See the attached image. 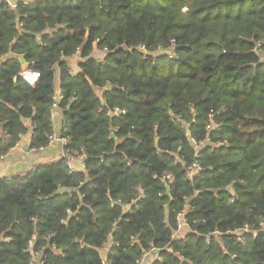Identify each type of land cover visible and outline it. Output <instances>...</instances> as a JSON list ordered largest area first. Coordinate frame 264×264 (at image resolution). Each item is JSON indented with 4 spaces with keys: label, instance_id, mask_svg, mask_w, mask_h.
Masks as SVG:
<instances>
[{
    "label": "trees",
    "instance_id": "16d2710c",
    "mask_svg": "<svg viewBox=\"0 0 264 264\" xmlns=\"http://www.w3.org/2000/svg\"><path fill=\"white\" fill-rule=\"evenodd\" d=\"M28 133L65 156L0 178V264H264V0H0V158Z\"/></svg>",
    "mask_w": 264,
    "mask_h": 264
},
{
    "label": "crops",
    "instance_id": "0c3cea01",
    "mask_svg": "<svg viewBox=\"0 0 264 264\" xmlns=\"http://www.w3.org/2000/svg\"><path fill=\"white\" fill-rule=\"evenodd\" d=\"M76 62L77 58H74L72 64ZM56 87V93L58 94L60 92L59 85L56 84ZM52 121L55 130L58 132L62 128L64 121L62 112L59 109L54 110ZM30 133L24 135L20 142L8 154L0 158V178H11L13 176L23 175L40 164H47L65 156L63 144L58 140L52 142L50 146L42 150H31L29 148L31 140ZM35 264L39 263L36 262ZM143 264H149L148 258L144 260Z\"/></svg>",
    "mask_w": 264,
    "mask_h": 264
},
{
    "label": "built area",
    "instance_id": "2783aa9c",
    "mask_svg": "<svg viewBox=\"0 0 264 264\" xmlns=\"http://www.w3.org/2000/svg\"><path fill=\"white\" fill-rule=\"evenodd\" d=\"M10 3H12V6H14L13 2L10 1ZM71 72L73 71H76V68H72L70 69ZM21 77L30 85H35V83L39 80L40 78V74L39 72L37 71H33V70H30L28 68H26V65L24 64V69L23 71L20 73ZM63 99V95L61 92H59L57 95H56V98H55V102H54V110H56L58 108V104L60 103V101ZM59 141L60 143H62L64 145V142L61 140V138L56 135V134H53L50 136V141L51 143L54 142V141ZM37 167V166H36ZM36 167H34L31 171H34L36 169ZM69 167L70 168H75L74 164L72 162L69 163ZM8 179H11L10 177ZM187 224L184 223L181 215L179 216V220H178V226H177V229H176V235L180 234L183 230V228L186 226ZM154 251V250H152ZM151 253V252H150ZM150 253H147L144 257H147ZM142 264V262H141Z\"/></svg>",
    "mask_w": 264,
    "mask_h": 264
},
{
    "label": "water",
    "instance_id": "95a60500",
    "mask_svg": "<svg viewBox=\"0 0 264 264\" xmlns=\"http://www.w3.org/2000/svg\"><path fill=\"white\" fill-rule=\"evenodd\" d=\"M19 60H20V63H21L22 65H24V59H23L22 57H20Z\"/></svg>",
    "mask_w": 264,
    "mask_h": 264
},
{
    "label": "rangeland",
    "instance_id": "374dc122",
    "mask_svg": "<svg viewBox=\"0 0 264 264\" xmlns=\"http://www.w3.org/2000/svg\"><path fill=\"white\" fill-rule=\"evenodd\" d=\"M97 54H98V55H101L102 53H101V52H98Z\"/></svg>",
    "mask_w": 264,
    "mask_h": 264
}]
</instances>
